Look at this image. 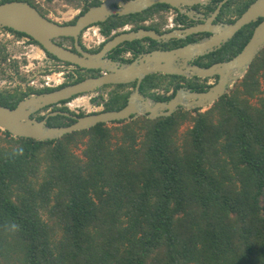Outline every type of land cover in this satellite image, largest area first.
<instances>
[{
  "label": "trees",
  "instance_id": "trees-1",
  "mask_svg": "<svg viewBox=\"0 0 264 264\" xmlns=\"http://www.w3.org/2000/svg\"><path fill=\"white\" fill-rule=\"evenodd\" d=\"M9 1L13 0L0 4ZM16 1L34 6L29 0ZM72 1L83 3V8L64 24H73L88 7L100 4ZM220 1L194 8L210 13ZM254 1L229 0L219 21L234 22ZM169 11L166 5H155L141 13L112 16L97 26L106 37L125 25L162 33ZM259 21L244 26L197 63L208 67L233 58ZM204 35H192L188 41ZM61 40L57 43L62 45ZM146 40L153 46L144 51L187 42ZM79 44L85 48L81 37ZM63 45L73 48V40L63 38ZM81 70L69 84L82 79ZM212 80L153 75L144 79L140 91L165 101L183 85L203 91ZM262 85L264 48L234 88L204 112L179 110L154 120L113 122L120 125L115 127L98 124L43 142L1 131L0 264H264ZM53 89L0 91V105L13 109L27 95ZM68 102L47 107L35 118L43 119L42 111L49 108L73 114L65 106ZM125 102V96L114 95L106 110H119ZM185 122L190 127L179 142L177 131ZM72 123L63 115L47 120L48 126ZM46 212L47 221L42 215Z\"/></svg>",
  "mask_w": 264,
  "mask_h": 264
},
{
  "label": "water",
  "instance_id": "water-1",
  "mask_svg": "<svg viewBox=\"0 0 264 264\" xmlns=\"http://www.w3.org/2000/svg\"><path fill=\"white\" fill-rule=\"evenodd\" d=\"M228 1L218 2L215 10L206 17L194 7H206L212 0H100L99 5L88 7L73 24L55 22L25 1L13 0L0 4V29L25 35L36 42L44 53L61 63L84 70H100L103 73L98 77L83 79L49 92L29 94L18 101L13 109L0 105V129L14 138L43 142L88 130L98 124L131 121L138 117L154 120L159 117H170L179 110L192 111L211 107L244 77L250 64L264 48V0L252 2L232 23L218 22L217 16ZM155 5H166L198 23L162 34L142 28L121 32L107 40L95 53L85 51L79 44L81 33L89 27L103 23L112 16L122 17L141 13ZM259 19L261 21L254 27L247 43L230 60L217 62L208 67L190 64L199 57L219 50L244 26ZM206 33L209 36L199 41L173 49L142 53L128 63L107 56L125 42L148 38L157 43H166ZM63 38L73 40V49L57 43V40ZM152 74L200 79L217 77V81L203 91L180 87L169 100L154 101L139 93L143 79ZM133 82L136 84L134 92L127 98L125 106L119 110L86 114L74 118L75 121L66 126L47 125L50 117L57 115L70 117L66 112L52 111L41 120L35 118L37 113L47 107L71 101L103 86Z\"/></svg>",
  "mask_w": 264,
  "mask_h": 264
},
{
  "label": "rangeland",
  "instance_id": "rangeland-1",
  "mask_svg": "<svg viewBox=\"0 0 264 264\" xmlns=\"http://www.w3.org/2000/svg\"><path fill=\"white\" fill-rule=\"evenodd\" d=\"M35 8L45 17L58 22L66 23L76 17L83 8V3L69 0H29ZM173 13L166 15V21L173 17ZM167 24V23H166ZM96 31V35L93 32ZM81 36V41L85 47L93 49L101 42V36L97 34V27L85 30ZM74 67L70 69L62 68L60 62H56L45 55L36 45H33L25 37H16L11 33L0 30V91L25 93L29 90L53 89L60 87L67 81L77 77ZM68 77V78H67ZM234 88V87H233ZM232 88V89H233ZM32 94V93H31ZM34 94V93H33ZM264 95V85L261 86V96ZM94 93H87L79 98L73 105L68 107L73 99L65 104L72 112H91L96 109L95 102L92 101ZM256 99L252 100L255 103ZM208 108L201 109V112ZM49 109L42 111L41 115L46 114ZM108 127L120 126L108 123ZM190 127L189 122L181 123L177 131V140L180 142L181 136ZM0 129V137L2 138ZM80 147H83L81 144ZM79 153V152H78ZM47 213V212H46ZM42 214L45 221L49 214ZM48 215V216H47ZM20 264V263H11Z\"/></svg>",
  "mask_w": 264,
  "mask_h": 264
},
{
  "label": "flooded vegetation",
  "instance_id": "flooded-vegetation-1",
  "mask_svg": "<svg viewBox=\"0 0 264 264\" xmlns=\"http://www.w3.org/2000/svg\"><path fill=\"white\" fill-rule=\"evenodd\" d=\"M208 6V5H207ZM195 9V8H194ZM196 10V9H195ZM215 10V9H214ZM198 12H200V13H202V14H204L206 17H208V15L210 14V13H212V12H210V13H203V12H201V11H199V10H197ZM168 13H173L174 14V16L172 17V22H173V28L172 29H170V30H166V29H163V32L162 33H164V32H168V31H171V30H175V29H183V28H186V27H189V26H191V25H194V24H197L198 22L197 21H193V20H191V19H189L188 17H186L188 20H186V21H184V20H182V19H177V17H176V14L174 13V9H171L170 8V11L168 12ZM167 13V14H168ZM166 14V15H167ZM219 14H220V12H219ZM219 14H218V16H219ZM181 15V14H180ZM181 16H184V15H181ZM218 16H217V21L218 22H222V21H219V19H218ZM260 20V19H259ZM258 20V21H259ZM216 21V22H217ZM257 21V22H258ZM261 21V20H260ZM259 21V22H260ZM150 20H147L146 22H145V25L146 26H149V24H150ZM225 23V22H224ZM63 24V23H62ZM98 24H96V25H93V26H91V27H89V28H92V27H97V29H98V35H100L101 36V42H100V44L99 45H97L96 47H94L93 49H88V48H86L85 47V45L83 44V42H82V45L85 47V48H83L85 51H88L89 53H95V52H98L100 49H101V47H102V45L107 41V40H109L110 38H112L114 35H116V34H119V33H121V32H126V31H131L132 29V26H130V25H125V26H123V27H121V28H118L117 30H113L112 32H111V34L109 35V37H106V36H103L102 34H101V30H100V28L97 26ZM0 30H2V29H0ZM150 30H152V29H150ZM84 32V31H83ZM82 32V33H83ZM156 32V31H155ZM82 33H81V35H80V37L82 36ZM157 33V32H156ZM162 33H158V34H162ZM209 36V34H207L206 33V35H204V36H202V37H199V38H196V39H194V40H189L188 41V38H187V42L184 44V45H186V44H189V43H192V42H196V41H199V40H201V39H203L204 37H208ZM190 37V36H189ZM28 39V38H27ZM146 39H148V38H143V39H141V40H136V41H132V42H125V43H123V44H121L119 47H117V48H115V49H113L111 52H109L108 53V58H111V59H113V60H116V61H120V62H123V63H128V62H131L132 60H134L139 54H142V53H147V52H150V51H153V50H167V49H163V48H159V47H157V48H154V49H152V50H150V51H144V49H146V48H149V47H152L153 45H152V43L151 42H148ZM29 40V39H28ZM150 40V39H149ZM186 40V39H185ZM152 41V40H151ZM173 41H179V40H171V41H169V42H166V43H170V42H173ZM229 42V41H228ZM227 42V43H228ZM61 43H62V45H63V39L61 40ZM157 43V42H156ZM158 44H164V43H158ZM226 44V43H225ZM224 44V45H225ZM223 45V46H224ZM183 46V45H182ZM222 46V47H223ZM180 47V46H179ZM221 47V48H222ZM67 48H69V47H67ZM143 48V49H142ZM175 48H177V47H175ZM220 48V49H221ZM70 49H73V48H70ZM170 49H173V48H170ZM219 49V50H220ZM143 50V51H142ZM218 51V50H217ZM217 51H215V52H217ZM212 53H214V52H212ZM212 53H209L208 55H210V54H212ZM205 56H207V55H205ZM205 56H202V57H199V58H197L196 60H194L193 62H190V64H196V65H199L197 62L200 60V58H203V57H205ZM61 63V62H60ZM61 65H62V68H67V69H70V67H72L73 68V66H71V65H69V64H65V63H61ZM200 66V65H199ZM211 66V65H210ZM78 68H74V70H77ZM81 72L84 74L83 76H82V79L81 80H83V79H87V78H92V77H98V76H100V75H103V73L100 71V70H94V71H92V70H81ZM153 75H156V76H158V75H161V74H152V75H149V76H153ZM148 77V76H147ZM68 78V77H67ZM146 78V77H145ZM144 78V79H145ZM184 78H186V77H184ZM144 79H143V81H144ZM187 79H192V78H187ZM215 79V80H214ZM71 80H72V78H71ZM80 80V81H81ZM142 81V82H143ZM216 82L217 81V78L216 77H214L213 78V80H212V83L213 82ZM69 82L70 81H67V83L69 84ZM141 82V83H142ZM214 82V83H215ZM213 83V84H214ZM67 84V85H68ZM130 84H132V86H129ZM130 84H125L124 86H122V85H120V86H116V85H107V86H103V87H101V88H99V89H97V90H95V91H93V92H91V93H94L95 94V96L93 97V98H95V102H98L99 103V105H97L96 106V109L95 110H93V111H91V112H84V111H82V112H79V111H77V112H73V114H69L70 115V120H72L73 122L75 121V119L74 118H78V117H81V116H84V115H86V114H90V113H96V112H103V111H109V110H106V105L109 103V101H110V99L114 96V95H120V96H125V100H126V102H127V98L134 92V89H135V82H133V83H130ZM63 85V84H62ZM62 85H61V87H62ZM212 85V84H211ZM140 86H141V84H140ZM182 87H185V88H189V87H187V86H185V85H183ZM57 88H59V87H57ZM56 89V88H55ZM179 89V88H178ZM191 89V88H190ZM193 90V89H192ZM156 91H158V90H156ZM176 92V91H175ZM139 93H140V95H142L143 97H147V98H151V97H149V96H145L143 93H141V91H140V87H139ZM85 95V94H84ZM82 96V95H81ZM152 99V98H151ZM93 100V99H92ZM152 100H154V99H152ZM154 101H156V100H154ZM126 102H125V104H126ZM57 107H62V105L61 104H58L57 105ZM52 111H55V110H53L52 108H49V111L46 113V114H44V116L45 115H47L48 113H50V112H52ZM60 112H62V111H60ZM139 118V117H138ZM137 119V118H136ZM108 124V123H107Z\"/></svg>",
  "mask_w": 264,
  "mask_h": 264
},
{
  "label": "built area",
  "instance_id": "built-area-1",
  "mask_svg": "<svg viewBox=\"0 0 264 264\" xmlns=\"http://www.w3.org/2000/svg\"><path fill=\"white\" fill-rule=\"evenodd\" d=\"M173 28V22H172V17H169L168 19H167V24L164 26V29H166V30H170V29H172ZM90 29H92V28H88V29H86V30H90ZM93 34L94 35H96V31H94L93 32ZM97 34H98V29H97ZM83 35V34H82ZM100 44V43H99ZM98 44V45H99ZM87 48V47H86ZM89 49V48H88Z\"/></svg>",
  "mask_w": 264,
  "mask_h": 264
},
{
  "label": "bare ground",
  "instance_id": "bare-ground-1",
  "mask_svg": "<svg viewBox=\"0 0 264 264\" xmlns=\"http://www.w3.org/2000/svg\"><path fill=\"white\" fill-rule=\"evenodd\" d=\"M76 99V98H75ZM79 100V98H77L76 100H74V101H72V103H69L68 104V107H70V108H73V104L75 103V102H77ZM75 107V106H74Z\"/></svg>",
  "mask_w": 264,
  "mask_h": 264
}]
</instances>
